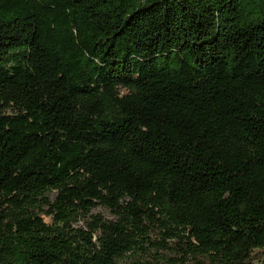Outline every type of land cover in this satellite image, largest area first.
Segmentation results:
<instances>
[{
    "label": "trees",
    "instance_id": "16d2710c",
    "mask_svg": "<svg viewBox=\"0 0 264 264\" xmlns=\"http://www.w3.org/2000/svg\"><path fill=\"white\" fill-rule=\"evenodd\" d=\"M262 253L264 0H0V264Z\"/></svg>",
    "mask_w": 264,
    "mask_h": 264
},
{
    "label": "rangeland",
    "instance_id": "374dc122",
    "mask_svg": "<svg viewBox=\"0 0 264 264\" xmlns=\"http://www.w3.org/2000/svg\"><path fill=\"white\" fill-rule=\"evenodd\" d=\"M95 215H101L105 220H115V216H114V214L110 211V210H108V209H106V208H103V207H99V208H97V209H95L92 213H91V215L90 216H88L86 219H85V221H90L92 218V216H95ZM44 219H45V222L47 223V224H52V220H51V218H49V217H46V216H44ZM85 223L84 222H82V223H80L79 225L80 226H82V225H84ZM140 254H142V253H134V254H131V256H133L134 258H137ZM261 257H262V260L264 261V253H262L261 254ZM128 261H129V259H128Z\"/></svg>",
    "mask_w": 264,
    "mask_h": 264
}]
</instances>
